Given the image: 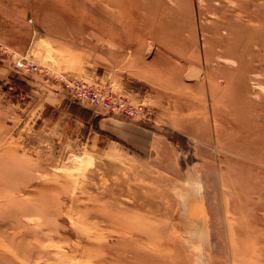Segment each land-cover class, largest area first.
<instances>
[{"label":"rangeland","instance_id":"obj_1","mask_svg":"<svg viewBox=\"0 0 264 264\" xmlns=\"http://www.w3.org/2000/svg\"><path fill=\"white\" fill-rule=\"evenodd\" d=\"M0 264H264V0H0Z\"/></svg>","mask_w":264,"mask_h":264},{"label":"built area","instance_id":"obj_2","mask_svg":"<svg viewBox=\"0 0 264 264\" xmlns=\"http://www.w3.org/2000/svg\"><path fill=\"white\" fill-rule=\"evenodd\" d=\"M18 66L23 67L22 59L18 61ZM70 95L79 103L86 107H94L111 112L114 116L136 120L137 122L149 123L154 121V112L144 103L131 102V98L126 95H119L113 92H106L102 88H93L78 81H67L64 76H59ZM57 78V79H58Z\"/></svg>","mask_w":264,"mask_h":264},{"label":"crops","instance_id":"obj_3","mask_svg":"<svg viewBox=\"0 0 264 264\" xmlns=\"http://www.w3.org/2000/svg\"><path fill=\"white\" fill-rule=\"evenodd\" d=\"M138 58L135 55H127L126 60L123 62L122 66L127 67V65L133 68L137 64ZM141 72L133 73L134 76L137 75L138 78H146ZM150 78V77H148ZM117 116H111L108 118L107 131L117 137H120L124 142H127L134 149L144 152L156 154L157 149L162 144L161 135L158 133L157 129H153L149 125L144 123H127L119 121ZM137 122V121H136Z\"/></svg>","mask_w":264,"mask_h":264},{"label":"trees","instance_id":"obj_4","mask_svg":"<svg viewBox=\"0 0 264 264\" xmlns=\"http://www.w3.org/2000/svg\"><path fill=\"white\" fill-rule=\"evenodd\" d=\"M97 120H98V118H95V119H94V121H97Z\"/></svg>","mask_w":264,"mask_h":264}]
</instances>
